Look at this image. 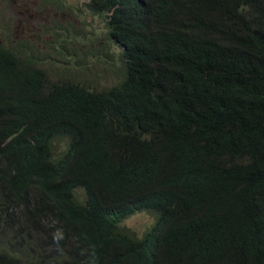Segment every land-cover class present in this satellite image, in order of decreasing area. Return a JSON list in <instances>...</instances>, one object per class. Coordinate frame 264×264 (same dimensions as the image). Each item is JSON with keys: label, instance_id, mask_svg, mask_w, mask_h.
I'll return each instance as SVG.
<instances>
[{"label": "trees", "instance_id": "1", "mask_svg": "<svg viewBox=\"0 0 264 264\" xmlns=\"http://www.w3.org/2000/svg\"><path fill=\"white\" fill-rule=\"evenodd\" d=\"M85 6L107 90L0 46V264H264V0Z\"/></svg>", "mask_w": 264, "mask_h": 264}, {"label": "rangeland", "instance_id": "2", "mask_svg": "<svg viewBox=\"0 0 264 264\" xmlns=\"http://www.w3.org/2000/svg\"><path fill=\"white\" fill-rule=\"evenodd\" d=\"M88 1L28 0L35 2V9L43 17L35 22L39 32L30 38L17 28L11 0H0V46L21 60L33 62L51 81L67 79L98 92L115 86L123 76L118 58L121 49L109 40L105 20L89 13L85 6ZM44 10L48 11V18ZM75 194L78 201H84L82 190H75ZM153 223L154 214L138 212L120 227L140 238Z\"/></svg>", "mask_w": 264, "mask_h": 264}, {"label": "flooded vegetation", "instance_id": "3", "mask_svg": "<svg viewBox=\"0 0 264 264\" xmlns=\"http://www.w3.org/2000/svg\"><path fill=\"white\" fill-rule=\"evenodd\" d=\"M34 3H29L28 0H11L10 4L16 13L18 30L21 34L29 37L37 34L40 30L39 28H35V22L37 20H43L42 12L35 9L36 5ZM1 6L0 4V11L2 10ZM44 13L46 18H48V11L44 10ZM37 37L39 39V36Z\"/></svg>", "mask_w": 264, "mask_h": 264}, {"label": "clouds", "instance_id": "4", "mask_svg": "<svg viewBox=\"0 0 264 264\" xmlns=\"http://www.w3.org/2000/svg\"><path fill=\"white\" fill-rule=\"evenodd\" d=\"M124 221H125V220H124ZM121 224H122V223H121ZM153 224H154V223H153ZM153 224H152V225H153ZM54 239H55V237H54Z\"/></svg>", "mask_w": 264, "mask_h": 264}]
</instances>
